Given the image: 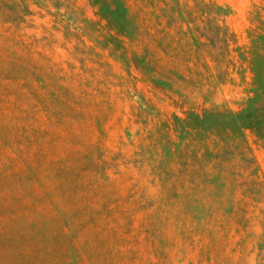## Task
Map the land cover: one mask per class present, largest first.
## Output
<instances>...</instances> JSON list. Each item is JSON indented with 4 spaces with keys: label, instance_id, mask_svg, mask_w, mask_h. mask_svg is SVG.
Segmentation results:
<instances>
[{
    "label": "rangeland",
    "instance_id": "rangeland-1",
    "mask_svg": "<svg viewBox=\"0 0 264 264\" xmlns=\"http://www.w3.org/2000/svg\"><path fill=\"white\" fill-rule=\"evenodd\" d=\"M0 264H264V0H0Z\"/></svg>",
    "mask_w": 264,
    "mask_h": 264
},
{
    "label": "trees",
    "instance_id": "trees-1",
    "mask_svg": "<svg viewBox=\"0 0 264 264\" xmlns=\"http://www.w3.org/2000/svg\"><path fill=\"white\" fill-rule=\"evenodd\" d=\"M114 4V3H113ZM115 5V4H114ZM123 14V13H122ZM111 16H113V21L114 20H119V19H122L123 18V16H124V14H123V16L122 15H120V14H118V8L117 9H114L113 8V13H112V15ZM125 22L126 23H128V19H127V17L125 18Z\"/></svg>",
    "mask_w": 264,
    "mask_h": 264
}]
</instances>
